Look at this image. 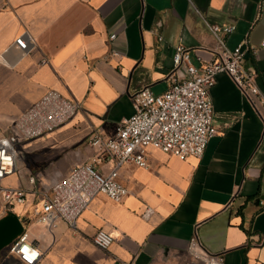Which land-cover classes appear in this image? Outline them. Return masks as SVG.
Wrapping results in <instances>:
<instances>
[{
	"label": "crops",
	"instance_id": "0c3cea01",
	"mask_svg": "<svg viewBox=\"0 0 264 264\" xmlns=\"http://www.w3.org/2000/svg\"><path fill=\"white\" fill-rule=\"evenodd\" d=\"M203 19L235 25L226 45H241L264 94V0H0V136L49 89L81 106L20 142L16 170L4 179L27 196L11 208L0 200V218L18 216L39 249L36 264H202L194 254L204 251L221 254L224 264H264V120L225 72L210 89L218 132L200 157L150 147L148 166L120 167L128 189L121 201L98 194L75 228L37 219L39 192L92 161L91 137L111 135L133 113L134 91L168 86L175 45L189 50L193 64L213 58L216 41ZM24 31L34 46L21 53L14 39ZM112 165L106 159L98 167L106 173ZM97 229L112 234L107 249L93 243ZM0 264L24 263L3 247Z\"/></svg>",
	"mask_w": 264,
	"mask_h": 264
},
{
	"label": "built area",
	"instance_id": "2783aa9c",
	"mask_svg": "<svg viewBox=\"0 0 264 264\" xmlns=\"http://www.w3.org/2000/svg\"><path fill=\"white\" fill-rule=\"evenodd\" d=\"M203 21L216 41L213 58L199 65L193 64L189 50L182 43L175 45L168 86L159 93L147 86L134 91L133 113L120 119L111 135L95 132L91 137L90 143L96 149L92 161L73 165L68 175L54 182L49 189L39 192L41 207L38 221L48 227L64 221L75 228L82 211L98 194L121 201L128 194V189L118 179L120 167L129 162L141 167L148 166L147 152L150 147L181 159L200 157L210 138L218 132L210 96L218 73L225 72L231 77L241 93L254 103L264 120V94L257 85L256 71L245 68L244 51L240 44L234 48L226 45V36L234 30L235 25ZM114 36V33L110 34L109 39ZM14 44L21 53H25L32 49L34 41L24 31L14 39ZM261 44H264V37ZM112 53L116 51L112 50ZM179 68H183V76L176 73ZM80 108L77 100L49 89L13 121L12 130L0 136V200L4 206L11 208L14 204L26 203L25 189L4 182L16 170L19 156L17 144L53 130L68 121ZM5 157L11 159L10 164L5 162ZM106 159H111L113 165L104 173L98 165ZM150 212L151 209H147L146 214ZM92 240L99 248L107 249L113 242V236L106 230L97 229ZM198 244L197 236L193 235L189 247L194 251ZM25 245L30 251H38L39 255L32 261V264H36L40 252L29 240L26 231H22L5 247L16 254L22 263L28 264L24 259L25 253L21 251ZM194 255L201 259L202 264H224L223 256L219 253L204 251Z\"/></svg>",
	"mask_w": 264,
	"mask_h": 264
},
{
	"label": "water",
	"instance_id": "95a60500",
	"mask_svg": "<svg viewBox=\"0 0 264 264\" xmlns=\"http://www.w3.org/2000/svg\"><path fill=\"white\" fill-rule=\"evenodd\" d=\"M23 231V225L14 213L0 218V249L8 245Z\"/></svg>",
	"mask_w": 264,
	"mask_h": 264
},
{
	"label": "clouds",
	"instance_id": "9594fccd",
	"mask_svg": "<svg viewBox=\"0 0 264 264\" xmlns=\"http://www.w3.org/2000/svg\"><path fill=\"white\" fill-rule=\"evenodd\" d=\"M6 143V141H5ZM2 155V154H0ZM5 162L10 164L11 163V159L5 157ZM25 239H27V237H25ZM25 253L24 259L28 261V264H32V261L39 255L38 251L36 250H29V247L27 245H25V247L21 250Z\"/></svg>",
	"mask_w": 264,
	"mask_h": 264
},
{
	"label": "rangeland",
	"instance_id": "374dc122",
	"mask_svg": "<svg viewBox=\"0 0 264 264\" xmlns=\"http://www.w3.org/2000/svg\"><path fill=\"white\" fill-rule=\"evenodd\" d=\"M17 151H18V154H19V156L21 155V150H20V147H19V144H17ZM20 159V158H19ZM18 159V160H19ZM21 160V159H20Z\"/></svg>",
	"mask_w": 264,
	"mask_h": 264
}]
</instances>
